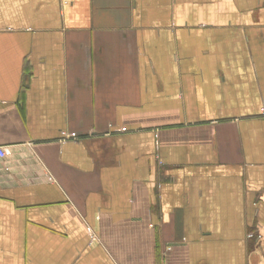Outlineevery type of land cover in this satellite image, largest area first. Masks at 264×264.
Masks as SVG:
<instances>
[{
  "label": "crops",
  "instance_id": "0c3cea01",
  "mask_svg": "<svg viewBox=\"0 0 264 264\" xmlns=\"http://www.w3.org/2000/svg\"><path fill=\"white\" fill-rule=\"evenodd\" d=\"M0 146V264H264V0H0Z\"/></svg>",
  "mask_w": 264,
  "mask_h": 264
},
{
  "label": "built area",
  "instance_id": "2783aa9c",
  "mask_svg": "<svg viewBox=\"0 0 264 264\" xmlns=\"http://www.w3.org/2000/svg\"><path fill=\"white\" fill-rule=\"evenodd\" d=\"M119 131H125L124 128L120 129ZM8 151L5 147L0 146V157H5L7 155Z\"/></svg>",
  "mask_w": 264,
  "mask_h": 264
}]
</instances>
